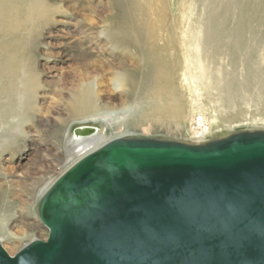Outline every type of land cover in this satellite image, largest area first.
<instances>
[{
  "label": "rangeland",
  "instance_id": "obj_1",
  "mask_svg": "<svg viewBox=\"0 0 264 264\" xmlns=\"http://www.w3.org/2000/svg\"><path fill=\"white\" fill-rule=\"evenodd\" d=\"M30 1L10 0L0 15V232L16 235L2 243L9 254L28 242L29 222L47 237L38 202L79 158L69 151L76 127H99L108 141L191 144H200L198 116L210 140L264 130V0ZM160 47L164 71L145 58ZM81 93L92 94L91 107Z\"/></svg>",
  "mask_w": 264,
  "mask_h": 264
},
{
  "label": "water",
  "instance_id": "obj_2",
  "mask_svg": "<svg viewBox=\"0 0 264 264\" xmlns=\"http://www.w3.org/2000/svg\"><path fill=\"white\" fill-rule=\"evenodd\" d=\"M37 209L47 239L15 255L0 243V264H264V130L203 144L113 139Z\"/></svg>",
  "mask_w": 264,
  "mask_h": 264
},
{
  "label": "bare ground",
  "instance_id": "obj_3",
  "mask_svg": "<svg viewBox=\"0 0 264 264\" xmlns=\"http://www.w3.org/2000/svg\"><path fill=\"white\" fill-rule=\"evenodd\" d=\"M33 1V0H32ZM32 1H30L31 3L30 4H32ZM34 3V2H33ZM9 4H11V2H10V0H0V15H1V11L3 10V7H6L7 5L9 6ZM29 4V5H30ZM32 5H36V4H32ZM29 7H32V6H29ZM27 8H28V6H27ZM36 8H37V5H36ZM142 8V7H141ZM120 9H122V8H120ZM138 9V8H137ZM28 10H30V9H28ZM139 10V9H138ZM37 12V11H36ZM29 13V12H28ZM28 13H26L27 15H26V18H32L33 16L31 15V17H30V14H31V10H30V14L28 15ZM17 14H18V12H17ZM33 14H34V12H33ZM38 14V13H37ZM36 15V14H35ZM141 15V14H140ZM17 16V15H16ZM128 17V16H127ZM46 18V17H45ZM122 18L124 19V17L122 16ZM120 19H121V17H120ZM127 19V18H126ZM126 19H125V21H126ZM33 19H31V21H32ZM45 20V19H44ZM43 20V21H44ZM27 21H29V19L27 20ZM27 21H23V22H25V24H26V22ZM36 21V20H35ZM46 21V20H45ZM123 21V20H122ZM142 21H144V20H142ZM37 22H39V21H37ZM124 22V21H123ZM128 22V21H127ZM10 23V22H9ZM43 23V22H42ZM131 23V22H130ZM8 24V23H7ZM33 24V23H32ZM120 24V23H119ZM127 24V23H126ZM39 25V23L37 24V25H35L36 27ZM121 25V24H120ZM123 25V24H122ZM31 27H32V25H31ZM33 27H34V25H33ZM39 27V26H38ZM114 27V26H113ZM121 27V26H120ZM118 28V27H117ZM116 28V29H117ZM124 28V27H123ZM122 28V29H123ZM38 29V28H37ZM115 29V28H114ZM119 29V28H118ZM117 29V30H118ZM124 29H128V28H124ZM21 30V29H20ZM19 30V31H20ZM22 30H24V29H22ZM124 31V32H127V33H129L128 31ZM113 31V30H112ZM119 31V30H118ZM123 31V30H122ZM114 32H115V30H114ZM113 32V33H114ZM122 33V32H121ZM127 33H126V36L124 35V34H120L121 35V38L122 39H124V40H127L128 39V36H127ZM131 33V32H130ZM22 34V33H21ZM110 34H112V32H110ZM100 35V34H99ZM98 35V36H99ZM114 35H117L118 36V33L117 34H115L114 33ZM18 36H19V34H18ZM129 36H130V34H129ZM133 35L131 34V36L130 37H132ZM5 38V37H4ZM23 38V37H22ZM101 38V37H100ZM109 39H110V36L108 37ZM119 38V37H118ZM127 38V39H126ZM17 39H18V37H17ZM21 39V38H20ZM112 39V38H111ZM130 39V38H129ZM129 39H128V41H129ZM131 39H133V37L131 38ZM135 39V38H134ZM134 39L132 40L133 42H134ZM113 40V39H112ZM121 41V39H118V41ZM136 40V39H135ZM143 40V39H142ZM114 41H117L116 39L114 40ZM117 41V42H118ZM127 42V41H126ZM126 42H124V44H126ZM144 42H146V41H144ZM115 43V42H114ZM119 43H121L122 44V42H119ZM141 43H143V41L141 42ZM120 44V45H121ZM129 44V43H128ZM131 44H133V43H131ZM134 44H137V43H135L134 42ZM130 45V44H129ZM138 45H140V44H138ZM127 46V45H126ZM136 46V45H135ZM148 46V45H147ZM136 47H138V46H136ZM143 47V46H142ZM164 47V46H163ZM5 48V47H4ZM140 49V48H139ZM149 49V48H148ZM165 48H161L160 47V51H158L157 53H153V56L152 57H150V53L149 54H147L146 56H145V58L147 57V61L149 60V63L150 64H154L155 66H154V68H155V70L157 71V68L158 69H160L161 71H164L163 70V68H164V64H163V62H165V64H166V61L165 60H167L166 58H167V54L165 53V50H164ZM158 50V49H157ZM145 51H147V50H145ZM150 51V50H149ZM165 53V54H164ZM146 54V53H145ZM6 55V54H5ZM166 55V56H165ZM149 56V57H148ZM3 60V59H2ZM2 62V61H1ZM146 62V61H145ZM3 67H2V65H1V63H0V70H4V69H2ZM6 70V69H5ZM4 70V71H5ZM152 72H153V69H152ZM130 74V73H129ZM128 74V75H129ZM135 77V76H134ZM131 78V77H130ZM133 79V78H132ZM166 78H164V80H165ZM128 80H130L129 78H128ZM162 81H163V79H162ZM168 81V80H167ZM166 82V81H165ZM134 83V82H133ZM160 83V82H159ZM175 83V82H174ZM93 84V83H92ZM152 84V83H151ZM161 84V83H160ZM163 84V83H162ZM96 86V85H95ZM167 86V85H166ZM170 86V85H169ZM168 86V87H169ZM135 87V86H134ZM172 86H170L169 88H171ZM91 88V87H90ZM118 88V87H117ZM133 88V87H132ZM167 87H165V86H160L159 88H158V92H160V93H163V94H165L164 92H165V90H168V89H166ZM173 89V87L171 88V90ZM88 90H90L89 88H88ZM92 90V89H91ZM90 90V91H91ZM174 92H176V90H173ZM172 91V92H173ZM79 91L77 90V93H78ZM169 92V91H168ZM73 93H76L75 91L73 92ZM112 93H113V91H112ZM159 93V94H160ZM79 94V93H78ZM166 94H167V92H166ZM92 94L91 93H89V96H85L84 95V93H81V96H78V99L82 102V104H84L85 105V107L86 108H88V107H91L90 105H91V103L93 104V101L92 100H94L93 99V96H91ZM156 95V94H155ZM171 95H173L172 93H171ZM74 96V95H73ZM157 96V95H156ZM160 95H158L157 97H159ZM75 97V98H74ZM74 97H72V98H74V99H76L77 98V96H74ZM149 97V96H148ZM162 97V96H161ZM172 97V96H171ZM89 98V99H88ZM97 98V97H96ZM156 98V97H155ZM164 98V97H163ZM77 99V100H78ZM171 99V98H170ZM169 99V100H170ZM80 101H78V102H80ZM92 101V102H91ZM95 101V100H94ZM171 101H173V100H171ZM77 102V103H78ZM80 102V103H81ZM80 103H78V104H80ZM95 104V103H94ZM96 105V104H95ZM100 105V104H99ZM110 106V105H109ZM76 107V106H75ZM80 107V106H79ZM78 107V108H79ZM94 106H92V108H93ZM115 107V106H114ZM168 107H169V105H168ZM91 108V109H92ZM111 108V107H110ZM80 109L82 110V109H84V108H81L80 107ZM112 109V108H111ZM170 109H172V108H170ZM79 110V109H78ZM77 110V111H78ZM76 111V113H78ZM80 111V110H79ZM82 111H84V110H82ZM85 111H87L86 109H85ZM102 111V110H101ZM169 111H171V110H169ZM81 112V111H80ZM83 113H85V112H82V114ZM81 115V114H80ZM202 119H204V118H202ZM194 123H195V127H194V129H193V132H192V136H193V138H194V140H193V142H196V143H200V144H203V143H206V142H208V141H210V139L209 138H207V135L208 134H210L211 133V131H210V126L208 125V123H207V121H206V123H204L203 125H201V126H203V127H201V128H197V120H195L194 121ZM85 124H87V123H85ZM105 128V127H104ZM99 131H98V133L96 134V135H94V136H90V137H85V138H83V137H79V138H77L76 140H74V139H72V136H73V134H72V136H71V140H70V142H71V148H69V151L70 152H73V151H75L76 150V152L80 155L79 156V158L70 166V167H72L76 162H78L83 156H85L86 154H88V153H90V152H92V151H94V150H97L98 148H100L102 145H104L105 143H107V142H109L108 140L109 139H107V138H105L104 137V135L102 134V132H101V130H100V128L98 127L97 128ZM72 131V130H71ZM249 131H253V130H249ZM200 132H201V134H202V132H205L206 134L204 135V134H202V136H200L199 134H200ZM71 133V132H70ZM73 133H74V130H73ZM121 137H130V136H126V135H123V136H119L118 138H121ZM61 138V137H60ZM115 139H117V138H115ZM113 140V139H112ZM111 141V140H110ZM58 142V141H57ZM188 143H190V142H188ZM78 157V156H77ZM69 167V168H70ZM68 168V169H69ZM67 169V170H68ZM66 170V171H67ZM65 171V172H66ZM60 177V176H59ZM58 179V178H57ZM56 179V180H57ZM55 180V181H56ZM54 181V182H55ZM53 182V183H54ZM52 183V184H53ZM51 184V185H52ZM50 185V186H51ZM50 186H49V188H50ZM48 188V189H49ZM47 189V190H48ZM46 190V191H47ZM45 191V192H46ZM45 194V193H44ZM44 194H43V196H44ZM42 196V197H43ZM42 199V198H41ZM41 201V200H40ZM38 203H40V202H38ZM38 207H39V204H38ZM13 214V213H12ZM15 214V213H14ZM11 216V215H10ZM14 216V215H13ZM41 220V219H40ZM42 222V221H41ZM43 223V222H42ZM27 225V229H28V231H32V233L31 234H29V235H25V237L26 236H28L26 239H28V242L25 244V245H23L22 247H21V249L24 247V246H26L27 244H29L30 242H32V241H34V240H37L38 238L40 239V235L37 237V230H39L38 228H37V224L36 223H34V222H29V223H27L26 224ZM45 226V225H44ZM48 233V232H47ZM41 234V233H40ZM16 235L15 234H10V233H8L6 230H3V231H1L0 232V243L2 244L3 243V241H6V240H10V242H11V239H13L14 237H15ZM47 239V237L45 238V239H41V240H46ZM14 240V239H13ZM4 245V244H3ZM20 249V250H21Z\"/></svg>",
  "mask_w": 264,
  "mask_h": 264
},
{
  "label": "built area",
  "instance_id": "obj_4",
  "mask_svg": "<svg viewBox=\"0 0 264 264\" xmlns=\"http://www.w3.org/2000/svg\"><path fill=\"white\" fill-rule=\"evenodd\" d=\"M202 118H204V117H202V116H198V117H196L195 119H193V122H194L195 120H197V128H201V127H203V126H201V125H203L204 123H206L205 119H202ZM200 134H201V133H200ZM200 136H202V134H201ZM194 143H196V142H194Z\"/></svg>",
  "mask_w": 264,
  "mask_h": 264
}]
</instances>
